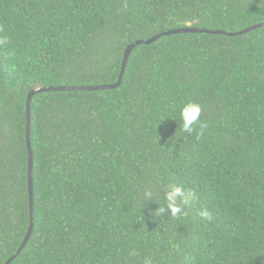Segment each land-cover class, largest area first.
Instances as JSON below:
<instances>
[{"label": "trees", "instance_id": "trees-1", "mask_svg": "<svg viewBox=\"0 0 264 264\" xmlns=\"http://www.w3.org/2000/svg\"><path fill=\"white\" fill-rule=\"evenodd\" d=\"M257 23L264 0H0V264L30 224V91L114 84L162 32ZM29 118L32 231L10 264H264V25L138 45L119 87L36 94ZM169 184L196 193L184 215L155 213Z\"/></svg>", "mask_w": 264, "mask_h": 264}, {"label": "water", "instance_id": "water-1", "mask_svg": "<svg viewBox=\"0 0 264 264\" xmlns=\"http://www.w3.org/2000/svg\"><path fill=\"white\" fill-rule=\"evenodd\" d=\"M264 23H257L254 25H251L245 29H242L240 31L236 32H225L221 30H206V29H198V28H190V27H185L181 29H175V30H170L166 32H162L160 34H157L147 40H136L135 42L130 43L127 45V47L124 50L123 53V59H122V64H121V69L120 73L118 76V80L114 84L110 85H96V86H59V87H44L36 90H32L28 93L26 97V105H25V110H26V129H25V140H26V146H27V158H28V169H27V187H28V196H29V218H30V224L29 228L23 238V241L19 248L17 249L16 253H14L11 257L7 259V261L4 264H10L22 251V249L25 247L31 231H32V220H33V208H32V203H33V193H32V151L30 148V103L31 99L34 95L39 94V93H45V92H69V91H97V90H110V89H115L119 87L121 84V79L122 75L124 72V68L126 65V62L128 60V57L130 56L132 50L141 44L149 45L153 43L155 40H157L160 37L163 36H168L172 34H184V33H207V34H212V35H224V36H229V37H234V36H239L242 34H245L247 32H250L252 30H255L259 27H262Z\"/></svg>", "mask_w": 264, "mask_h": 264}, {"label": "clouds", "instance_id": "clouds-1", "mask_svg": "<svg viewBox=\"0 0 264 264\" xmlns=\"http://www.w3.org/2000/svg\"><path fill=\"white\" fill-rule=\"evenodd\" d=\"M5 41L0 40V44ZM202 114V107L200 104L195 102H188L185 104L180 112V117L182 120V128L187 133L193 132V126L200 123V117ZM203 128L204 125L200 124ZM145 196L151 197V192H146ZM196 193L191 190H186L181 186L175 184H169L168 190L165 192V206H159L155 213L163 215L164 213H169L172 217H178L185 214V208L188 207L195 199ZM202 217H210V213L204 210L200 213ZM147 264V262H146Z\"/></svg>", "mask_w": 264, "mask_h": 264}]
</instances>
